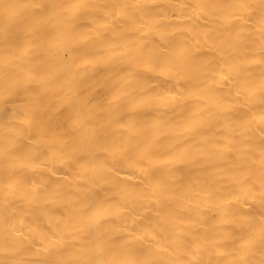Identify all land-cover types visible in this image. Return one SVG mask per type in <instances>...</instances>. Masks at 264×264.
<instances>
[{"label": "bare ground", "instance_id": "bare-ground-1", "mask_svg": "<svg viewBox=\"0 0 264 264\" xmlns=\"http://www.w3.org/2000/svg\"><path fill=\"white\" fill-rule=\"evenodd\" d=\"M0 264H264V0H0Z\"/></svg>", "mask_w": 264, "mask_h": 264}]
</instances>
